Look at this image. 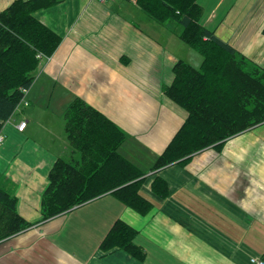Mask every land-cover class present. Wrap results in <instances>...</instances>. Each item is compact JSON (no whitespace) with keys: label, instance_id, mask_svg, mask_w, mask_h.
<instances>
[{"label":"crops","instance_id":"crops-1","mask_svg":"<svg viewBox=\"0 0 264 264\" xmlns=\"http://www.w3.org/2000/svg\"><path fill=\"white\" fill-rule=\"evenodd\" d=\"M13 1L0 0V12ZM55 1L34 17L61 38L60 44L38 67L26 96L29 105L1 130L0 187L34 225L0 242V264H249L262 256L264 123L219 148L151 171L185 117L163 93L178 60L168 50L170 30L149 24L128 0ZM198 3L205 27L255 65H264L263 0ZM139 21L154 35L140 30ZM75 98L126 134L119 152L147 173L141 192L153 203L148 214L138 215L105 194L40 221L48 173L57 159L71 155L64 111ZM155 177L168 185L164 199L151 191ZM117 220L137 231L134 243L145 253L142 261L118 249L99 251Z\"/></svg>","mask_w":264,"mask_h":264},{"label":"trees","instance_id":"trees-1","mask_svg":"<svg viewBox=\"0 0 264 264\" xmlns=\"http://www.w3.org/2000/svg\"><path fill=\"white\" fill-rule=\"evenodd\" d=\"M55 0H14L0 12V133L17 111L21 89L29 88L40 65L37 54L50 57L61 38L34 14ZM138 9L158 25L177 24L178 38L201 56L199 67L178 59L171 65L165 97L185 115L184 121L159 154L151 171L185 162L209 147L264 123V65L257 66L221 41L202 23L198 0H135ZM264 32V31H263ZM69 158H59L48 173L41 219L64 214L105 194L144 216L153 203L141 192L146 172L123 157L126 134L98 110L79 98L64 111ZM151 191L166 198L168 185L155 177ZM34 224L16 212V199L0 187V242ZM137 231L117 220L99 245L102 253L118 249L142 261L134 243Z\"/></svg>","mask_w":264,"mask_h":264},{"label":"rangeland","instance_id":"rangeland-1","mask_svg":"<svg viewBox=\"0 0 264 264\" xmlns=\"http://www.w3.org/2000/svg\"><path fill=\"white\" fill-rule=\"evenodd\" d=\"M264 2V0H263ZM139 10V9H137ZM139 14H143L140 10H139ZM144 16L145 20H147L148 22H150L149 24H154L158 29H167L170 30L166 31L168 33V35H170V37H168L171 41L168 43V50L170 51V53L177 59H181L187 63H189L191 66H193L194 68L199 67L200 63H201V56L193 49H191L189 46H187L186 44H184L182 41H180V39L178 38V32H179V26L177 24L171 23V24H167L164 26L158 25L157 23H155L154 21H152L150 18H148L146 15H142ZM138 25H142L143 24L141 21L138 22ZM140 27L139 29L144 31V29L149 30L152 36L153 34V30L151 27H149L148 25H146L145 27ZM51 57V56H50ZM239 241H242L241 239H238ZM253 244V243H252ZM256 245V244H253ZM255 247V246H252Z\"/></svg>","mask_w":264,"mask_h":264},{"label":"built area","instance_id":"built-area-1","mask_svg":"<svg viewBox=\"0 0 264 264\" xmlns=\"http://www.w3.org/2000/svg\"><path fill=\"white\" fill-rule=\"evenodd\" d=\"M99 2L103 3L105 2L106 0H98ZM131 2H135L134 0H129ZM37 58L41 61V63H45V62H48L50 60V57H46L42 54H37ZM21 93H22V97L17 105V108L16 110H18L19 108L21 107H27L28 106V102L27 100L25 99L26 98V95L28 93V88H22L21 89ZM25 127V123L22 122L20 123L18 126H17V129L19 131H22ZM3 141V136L2 134L0 133V144L2 143ZM249 264H264V254L262 256H259V257H252L249 259Z\"/></svg>","mask_w":264,"mask_h":264}]
</instances>
